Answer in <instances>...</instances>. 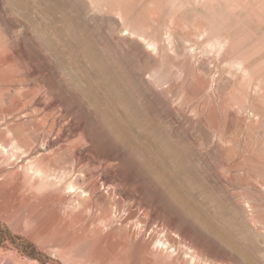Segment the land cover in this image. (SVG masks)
I'll return each mask as SVG.
<instances>
[{
	"label": "rangeland",
	"instance_id": "374dc122",
	"mask_svg": "<svg viewBox=\"0 0 264 264\" xmlns=\"http://www.w3.org/2000/svg\"><path fill=\"white\" fill-rule=\"evenodd\" d=\"M0 264H264V0H0Z\"/></svg>",
	"mask_w": 264,
	"mask_h": 264
},
{
	"label": "bare ground",
	"instance_id": "6f19581e",
	"mask_svg": "<svg viewBox=\"0 0 264 264\" xmlns=\"http://www.w3.org/2000/svg\"><path fill=\"white\" fill-rule=\"evenodd\" d=\"M98 64L96 63L95 64V66H97ZM117 88V87H116ZM138 104V103H137ZM129 127V126H128ZM127 129V128H126ZM112 130V129H111ZM159 150V149H158ZM162 156H163V154L160 152V151H158V154H157V157L158 158H162ZM156 158V157H155ZM165 165V164H164ZM175 177H176V175H174ZM172 179V178H171ZM178 180H179V178H178ZM183 182V181H182ZM185 185V184H184ZM207 214H210V211L208 210L207 211ZM145 235V234H144ZM168 241V240H167ZM163 243V242H162ZM160 248V247H159ZM155 255V254H154ZM174 255V254H173ZM156 262V261H155Z\"/></svg>",
	"mask_w": 264,
	"mask_h": 264
}]
</instances>
